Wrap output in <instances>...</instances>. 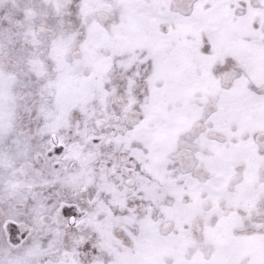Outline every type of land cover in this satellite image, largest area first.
<instances>
[{"label":"snow or ice","instance_id":"6c2138e0","mask_svg":"<svg viewBox=\"0 0 264 264\" xmlns=\"http://www.w3.org/2000/svg\"><path fill=\"white\" fill-rule=\"evenodd\" d=\"M0 264H264V0H0Z\"/></svg>","mask_w":264,"mask_h":264}]
</instances>
